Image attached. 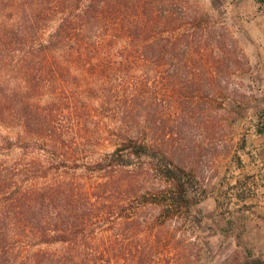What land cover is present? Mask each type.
Here are the masks:
<instances>
[{
	"label": "trees",
	"instance_id": "16d2710c",
	"mask_svg": "<svg viewBox=\"0 0 264 264\" xmlns=\"http://www.w3.org/2000/svg\"><path fill=\"white\" fill-rule=\"evenodd\" d=\"M0 1L5 11L13 0ZM196 1L23 0L15 12H8L18 18L15 24L0 23L9 37L0 42V53L17 49L12 44L19 39L24 47L18 50L19 83L0 86V119L7 124L18 120L21 134L5 136L3 148L40 139L52 143L55 153L64 135L52 129V122L65 111L64 101L71 103L67 86L92 95V76L105 85L117 83L106 92L98 86L96 97L98 109L115 120L119 143L103 160L84 166L85 172L51 184L28 178L19 187L11 180L21 173L0 166V264H111L116 257L126 264L154 262L158 250L153 245L143 250L106 245L113 218L125 224L122 230L131 226L125 223L126 198L148 196L141 192L143 170L136 174L131 167L136 159L149 157L158 205H164L167 215L189 212L193 129L206 139L222 111L230 113L224 101L238 82L234 76L250 69L239 39L224 22H212ZM257 2L264 15V0ZM44 18H57L46 38L41 36ZM27 34L35 36L30 41ZM78 73H83L80 82ZM79 105L67 117H75L81 128L87 117L82 111L86 106ZM161 106L163 120L158 121L155 110ZM256 129L264 133V110L258 113ZM114 196L123 205L117 206ZM97 227L107 230L99 233ZM93 239L106 246L92 247Z\"/></svg>",
	"mask_w": 264,
	"mask_h": 264
},
{
	"label": "rangeland",
	"instance_id": "374dc122",
	"mask_svg": "<svg viewBox=\"0 0 264 264\" xmlns=\"http://www.w3.org/2000/svg\"><path fill=\"white\" fill-rule=\"evenodd\" d=\"M22 2L23 0H13L5 7L6 10L4 11V4L0 1V10H2L0 23L15 24L18 17H9L8 12L17 10L19 3ZM196 2L200 6L201 11L207 14L212 22H224L229 31L239 39V42L240 38L245 35L244 26L247 27L253 23L251 20L255 18L256 11H258L257 0H197ZM56 23L57 18L51 20L44 18L41 23V29L43 28L41 31L42 38L48 36ZM13 27H16V25ZM34 36L27 34V40L30 39L31 41ZM7 38L9 37L7 36ZM7 38L0 27V42H6ZM15 38L17 40L18 37L15 36ZM18 41L19 44H12V47L17 48L15 49L16 51H2L0 53V86H9L11 88L19 83L16 78L19 74L17 69L18 59L21 56L18 50L20 51L24 44L20 39ZM26 42L28 43L29 41ZM240 45L244 49L241 42ZM250 52L254 54L258 51L253 48ZM245 67L243 65V70ZM160 70L165 71L166 68ZM249 70H251V65ZM248 71H241L234 76L241 83L233 84L230 96L224 101L230 113L225 114L222 111L221 118H218V120H221L212 130L210 127L206 139L200 136L198 129H193L191 139L196 147L192 148L188 155V160L190 161L189 170L193 178L189 189L192 199L190 211L186 213L183 210H177L174 214L170 212L167 215L163 211L164 207L162 206L164 205H158L159 199L154 196L155 191L151 187L155 179V175L150 169L151 167L153 168L152 160L149 157L141 160L136 159L131 169L134 172L136 171V174L143 170L141 176L143 189L141 192L144 193L146 191L148 196L146 198L133 196L126 198L124 207L128 208V211L125 215L127 218L125 223L129 225L128 222H131V226L122 230L125 224L123 225L120 220H117L118 216L113 218L111 229L108 233L105 231L107 233L105 236H108L109 241L112 238V243L108 241V244H106L109 248L119 249L123 244L127 248H133V250H143L153 245L157 248L158 253L152 264H248L247 258H243L244 255L236 250H228L226 240L223 241L225 244H220L218 239H214L209 234L206 220L203 218L204 213H209L211 208L209 198L214 193L212 182L218 173L219 166L223 159L231 153L240 135L246 134L250 130L253 120L252 116L260 108L258 105L252 106V102L258 95V88L256 84L250 82L253 78L256 79L255 74L252 75L253 77L251 76L252 78L250 77L248 82H245ZM78 74L80 75L78 78L80 82L83 79V73ZM160 75L159 73L158 77ZM148 76L150 80L153 79V72L148 70ZM90 80L89 82L88 78L85 82H89L88 87H93L96 92H98V86L101 92L104 90L106 92L113 85H117L115 81L114 84L108 83L107 85H105V81H94V76ZM118 84L123 83L120 81ZM67 89H69L68 98H71V103L66 99L67 101H64L65 111L59 113L52 122V129L58 130L64 135V137H59L60 147L55 153L53 152L52 143L47 142L46 144L45 140L38 138V140L31 139L29 141L22 139L19 146L17 144L19 142L14 141L16 144L13 148H3L4 146H2L1 142H3L4 137L13 136L16 133L21 134V128L16 119H14L15 124H7L6 119L2 117L3 121L0 119V166L2 165L4 168L9 166L13 174L21 173V175L13 176L11 180L19 187L25 184L28 178L30 179L29 181L33 178V181L38 180L41 185H44L62 180L66 176L72 177L70 175L75 172L79 175L81 172H85L82 169L84 166H91L95 162L103 160L114 151L119 143L116 135L118 127L114 124L115 120L110 118L111 113L100 110L97 107V93L90 95L87 92L81 93L80 89H73L74 93L68 86ZM79 104L86 106V109L82 107V111L87 117L85 119L87 123L81 128L76 124L77 119L75 117L72 116L71 120L67 117L75 108V105L81 106ZM162 109L163 106H161L159 112L158 109L155 110L157 111L155 118L158 121L163 120ZM148 110L149 108L145 111L146 116ZM210 119L212 118H209V122H206L208 126L211 125ZM202 126H205V124H202ZM49 130L46 131L51 134ZM65 136L67 139H65ZM65 140H67L69 148L64 144ZM26 169L27 171H24ZM11 171H8V173L11 174ZM118 199L114 196V201L120 203H116V205H123V202L121 203ZM164 204H169V201H165ZM97 207H99V203ZM171 214L173 215L172 217ZM135 218H138L137 222H133ZM165 218L167 222H164ZM160 225L162 226L159 227ZM139 226L140 228H138ZM97 228L99 233L107 230L104 227V229ZM91 244L92 247L106 246L95 242L94 239ZM41 248H46V246ZM48 249L51 250V248ZM134 260L136 262V259ZM126 263L127 260L124 261L118 257L113 258L111 262V264Z\"/></svg>",
	"mask_w": 264,
	"mask_h": 264
},
{
	"label": "crops",
	"instance_id": "0c3cea01",
	"mask_svg": "<svg viewBox=\"0 0 264 264\" xmlns=\"http://www.w3.org/2000/svg\"><path fill=\"white\" fill-rule=\"evenodd\" d=\"M251 21L244 26L240 42L251 65L245 82L256 76L250 80L258 88L252 106L260 108L252 116L250 130L240 135L219 166L212 182L211 208L203 218L209 234L220 244L226 240L228 250L244 255L248 264H264V133L256 129L258 113L264 109V15L256 11ZM253 48L258 52L251 53Z\"/></svg>",
	"mask_w": 264,
	"mask_h": 264
}]
</instances>
